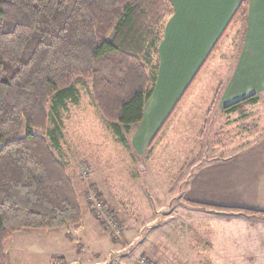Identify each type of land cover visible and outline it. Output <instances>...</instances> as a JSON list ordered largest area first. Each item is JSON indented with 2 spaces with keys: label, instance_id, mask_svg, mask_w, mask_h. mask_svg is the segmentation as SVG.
Segmentation results:
<instances>
[{
  "label": "rangeland",
  "instance_id": "374dc122",
  "mask_svg": "<svg viewBox=\"0 0 264 264\" xmlns=\"http://www.w3.org/2000/svg\"><path fill=\"white\" fill-rule=\"evenodd\" d=\"M176 26L173 20L161 36L160 79L145 104L142 122L126 134L125 144L93 104L89 87H79L76 103L63 113L55 155L73 185L81 222L65 229L13 234L6 244L11 264H126L124 257L134 262L146 248L149 253L154 249L163 261L147 258L149 264H256L254 260L261 258L250 252L245 259L247 252L238 245L243 246L241 233L264 228L263 216L201 208L187 201L196 168L226 160L244 163L251 152L264 148V82L256 92L232 99L224 94L243 39V25L235 24L184 92L203 58L191 72L184 67L195 58L176 52ZM189 34L188 29L184 37ZM194 48L195 43H186L182 52ZM180 72L190 77L178 86ZM246 79L253 88L259 78ZM250 94H257L259 101L248 106L244 116L221 114L225 105ZM190 247L204 254L190 257ZM58 255L63 263L53 261L62 257Z\"/></svg>",
  "mask_w": 264,
  "mask_h": 264
},
{
  "label": "trees",
  "instance_id": "16d2710c",
  "mask_svg": "<svg viewBox=\"0 0 264 264\" xmlns=\"http://www.w3.org/2000/svg\"><path fill=\"white\" fill-rule=\"evenodd\" d=\"M248 3L240 1L224 31L246 16ZM172 14L169 0H0V264H11L5 245L13 234L80 224L76 193L55 155L63 113L76 103L79 87H89L93 104L125 144L153 94L159 43ZM258 101L257 94L244 96L221 114L244 116ZM195 204L264 217L260 210Z\"/></svg>",
  "mask_w": 264,
  "mask_h": 264
},
{
  "label": "crops",
  "instance_id": "0c3cea01",
  "mask_svg": "<svg viewBox=\"0 0 264 264\" xmlns=\"http://www.w3.org/2000/svg\"><path fill=\"white\" fill-rule=\"evenodd\" d=\"M240 1L241 0H169L173 7V14L166 20L167 22H165L164 34L166 26L168 30L171 22L173 20H175V22L177 21L174 32L178 36L179 44L177 45L180 46V49L176 52L179 54H194L195 60L193 62H184V67L188 68L190 72L199 60L203 58L201 63L204 61L213 43L223 33ZM263 14L264 0H249L246 16L236 19L232 22L230 27H228L231 28L235 24H240V27L243 25V39L237 55L238 64L234 68L232 76L229 81H227V86L224 90L227 99L236 98L239 95L252 91L256 92L261 88L264 82V50L262 51V46H264V28H261V23L264 19ZM188 29L190 30V34L184 37ZM228 30L229 29L224 31L218 48L222 40L229 37L227 35L229 32ZM192 42L195 43L194 51L182 52L186 47V43L191 44ZM218 48L215 52L218 51ZM160 51L161 47L159 48V64L163 57V51L161 55ZM177 75L180 77V85L178 86H181V83L187 76L190 77V74L185 75V72L177 73ZM249 75L259 78L257 79L258 84L253 88L246 84V77ZM159 79L160 67L158 68L156 84ZM154 92L155 88L153 94ZM259 149L261 150L251 152L253 155L247 156V160H245L244 163L226 160L209 163L196 168L189 180L191 181V186H189L188 190L191 199L189 200V204L200 203L219 207H239L264 211V148ZM223 212H229V210H223ZM231 214L235 213L230 212L228 215ZM237 214L246 215L248 213L237 212ZM247 216L253 217L251 214ZM250 229L251 228L247 231ZM241 234L244 235L242 237L243 246L238 245V249L247 252V257H245V259L251 256L248 254L250 252L255 255L260 254L261 258L257 261L254 260V262L256 264H262L263 262L264 264V228H255L249 233L243 232ZM144 243L145 246L148 247L149 243H147V245L146 241H144ZM145 250L146 252L141 253L140 257L145 256L151 260L152 258L155 260L160 258L159 255L154 254V249H151L153 253H149L147 248ZM201 252V250L190 247L189 256L191 257L193 254L198 255ZM202 254H204V252H202ZM139 259L140 258H136L134 262H131L128 257H124L126 264H138ZM66 261L67 264H95L99 262L96 260H82L84 262L80 261V263ZM159 261L163 262L161 258ZM109 262L115 263L112 258Z\"/></svg>",
  "mask_w": 264,
  "mask_h": 264
},
{
  "label": "built area",
  "instance_id": "2783aa9c",
  "mask_svg": "<svg viewBox=\"0 0 264 264\" xmlns=\"http://www.w3.org/2000/svg\"><path fill=\"white\" fill-rule=\"evenodd\" d=\"M94 211H95V209H94ZM101 211L103 212V210H101ZM95 213H96V212H95ZM107 219H108L109 222L111 223V218L109 217V215H108ZM138 262H139V264H149V263H148V259H147L145 256H142V257L138 260Z\"/></svg>",
  "mask_w": 264,
  "mask_h": 264
}]
</instances>
